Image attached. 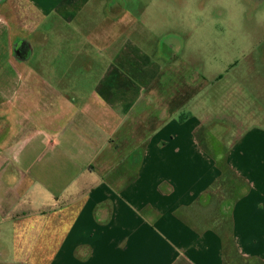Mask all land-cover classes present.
<instances>
[{"label": "crops", "instance_id": "crops-1", "mask_svg": "<svg viewBox=\"0 0 264 264\" xmlns=\"http://www.w3.org/2000/svg\"><path fill=\"white\" fill-rule=\"evenodd\" d=\"M94 1L0 0V264H264V77L200 141L198 76L87 32Z\"/></svg>", "mask_w": 264, "mask_h": 264}, {"label": "rangeland", "instance_id": "rangeland-1", "mask_svg": "<svg viewBox=\"0 0 264 264\" xmlns=\"http://www.w3.org/2000/svg\"><path fill=\"white\" fill-rule=\"evenodd\" d=\"M23 5L22 10L29 9L30 4ZM16 7L11 2L6 9ZM90 9L82 19L83 28L112 31V44L105 41L102 48L106 43L136 41L153 61L165 67L179 61L190 76H198L197 88L202 86L196 106L205 111L200 118L206 126L198 133L200 141L220 140L227 134L225 117L237 116L226 102L240 117L246 114L247 125H256V77H264V0H95ZM24 15L29 14L21 15L22 28L32 21ZM44 21L42 31L61 26L55 16ZM74 69L85 72V66ZM257 101L264 116V99ZM259 122L264 123V117ZM238 134L237 130L225 138L229 145Z\"/></svg>", "mask_w": 264, "mask_h": 264}]
</instances>
